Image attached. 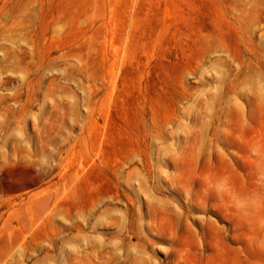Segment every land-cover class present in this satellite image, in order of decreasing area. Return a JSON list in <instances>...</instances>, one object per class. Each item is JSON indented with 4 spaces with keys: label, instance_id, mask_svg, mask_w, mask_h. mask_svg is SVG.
I'll list each match as a JSON object with an SVG mask.
<instances>
[{
    "label": "rangeland",
    "instance_id": "1",
    "mask_svg": "<svg viewBox=\"0 0 264 264\" xmlns=\"http://www.w3.org/2000/svg\"><path fill=\"white\" fill-rule=\"evenodd\" d=\"M0 264H264V0H0Z\"/></svg>",
    "mask_w": 264,
    "mask_h": 264
}]
</instances>
